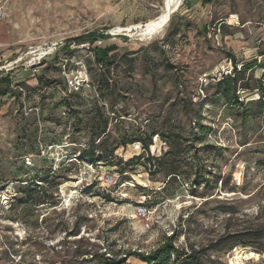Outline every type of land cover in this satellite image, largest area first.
Wrapping results in <instances>:
<instances>
[{
  "label": "rangeland",
  "instance_id": "obj_1",
  "mask_svg": "<svg viewBox=\"0 0 264 264\" xmlns=\"http://www.w3.org/2000/svg\"><path fill=\"white\" fill-rule=\"evenodd\" d=\"M0 12V264H264V0Z\"/></svg>",
  "mask_w": 264,
  "mask_h": 264
},
{
  "label": "trees",
  "instance_id": "obj_2",
  "mask_svg": "<svg viewBox=\"0 0 264 264\" xmlns=\"http://www.w3.org/2000/svg\"><path fill=\"white\" fill-rule=\"evenodd\" d=\"M109 39H111V36L108 34L94 32V33L87 34L85 36H81V37H77V38L67 40L65 43L64 49L70 50V46L72 44H76L77 46H81V45H84L87 41H90V45L96 47L97 52L102 56V58L111 59V57H109V53L117 50L116 46H110V47L105 48V49H98L96 46L98 41L105 42ZM230 57H232V56H230ZM262 67L264 68V65ZM234 71H235V74H237V73H241L243 70H241L240 72H237V70L235 68ZM230 77L235 78V75L233 76V74H230L229 76H223V79L220 80L219 83L226 84V83L231 82L232 80L229 79ZM234 78H233V80H234ZM8 80H9V75L6 78L2 79L1 81L5 82ZM234 81L236 83V80H234ZM258 90H259V94H260V99L257 101V104H259L261 107H263L264 106V83L262 81L259 82ZM126 117H128V116H126ZM105 119H106L105 121L107 123L108 118H105ZM105 133H106L105 130L101 131V134H105ZM149 141L150 142L140 140L141 144L143 145V147L146 151L149 148V145L153 144L152 137L149 138ZM126 145H127V143L123 144L124 147ZM87 153H88V157H90L94 160L98 159L97 161L101 160V156H97L99 158H97L95 156L94 150L88 151ZM263 236H264V234H263ZM174 252H178V251L176 250V248L174 246V242H173L172 237H169V238H166L164 240V243L161 244L155 252H153L147 256H145L141 253L136 254V255H138L139 257H142V260L148 264L149 263H156V262H161V264H167V263H169L171 256L174 254ZM189 257H190L189 259L195 258L193 256H189Z\"/></svg>",
  "mask_w": 264,
  "mask_h": 264
},
{
  "label": "bare ground",
  "instance_id": "obj_3",
  "mask_svg": "<svg viewBox=\"0 0 264 264\" xmlns=\"http://www.w3.org/2000/svg\"><path fill=\"white\" fill-rule=\"evenodd\" d=\"M5 20L3 18L0 19V21ZM3 26V25H2ZM260 96V95H259ZM257 100V99H256ZM241 249V248H240ZM246 249V248H245ZM242 249L240 253H237L236 255V259L239 260H248V259H252L254 257H256V253L254 252H250L248 250ZM235 256V255H234ZM240 263V262H238ZM232 264H234V262L232 261Z\"/></svg>",
  "mask_w": 264,
  "mask_h": 264
},
{
  "label": "built area",
  "instance_id": "obj_4",
  "mask_svg": "<svg viewBox=\"0 0 264 264\" xmlns=\"http://www.w3.org/2000/svg\"><path fill=\"white\" fill-rule=\"evenodd\" d=\"M3 17H4V14L2 12H0V19L3 18ZM139 212H140L141 215H144V216H146V214H147L146 209H144L143 207H140Z\"/></svg>",
  "mask_w": 264,
  "mask_h": 264
}]
</instances>
